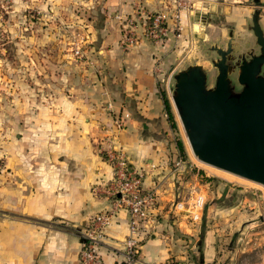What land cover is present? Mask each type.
I'll use <instances>...</instances> for the list:
<instances>
[{
    "label": "crops",
    "instance_id": "1",
    "mask_svg": "<svg viewBox=\"0 0 264 264\" xmlns=\"http://www.w3.org/2000/svg\"><path fill=\"white\" fill-rule=\"evenodd\" d=\"M123 1L108 4L109 13L129 12ZM260 23L264 29V12ZM101 33L91 62L98 66L95 71L89 69L77 80L64 76L58 89L48 79L41 98L46 103L38 99L36 86L31 97L21 95L16 103L14 121L22 140L15 143L7 169L0 173V264H79L84 228L93 216L112 207L105 187L113 169L99 152L113 127L109 106L115 114H130L118 142L130 164L145 173V186L157 190L159 205L134 262H128L125 250L129 215L124 210L116 214L105 231L104 264H210L218 254L210 237L196 240L195 253L188 243L195 241L198 225H188L171 208L175 195L197 183L189 170L173 171L163 100L164 93L168 99L170 95L160 85L163 65L145 40L123 50L122 31L114 19L107 20ZM36 60L41 66L39 56Z\"/></svg>",
    "mask_w": 264,
    "mask_h": 264
},
{
    "label": "rangeland",
    "instance_id": "2",
    "mask_svg": "<svg viewBox=\"0 0 264 264\" xmlns=\"http://www.w3.org/2000/svg\"><path fill=\"white\" fill-rule=\"evenodd\" d=\"M112 1L0 0V173L7 169V156L14 151L15 143L22 140L14 121L21 95L31 97L36 86L40 89V100L45 97L48 79L49 85L58 89L64 76L77 80L85 71H95L98 66H92L91 62L95 59V45L103 39L101 29L107 20L114 19L121 28L119 16H136L138 6L150 14L161 11L172 29L168 38L163 44L144 40L163 65L160 85L169 92L177 123L174 128L169 121L168 151L184 160L181 172L189 170L188 176L198 183L207 200L202 221L195 225L186 221L199 227L195 241L188 244L194 245L197 253L196 240L208 235L218 252L210 264H264V186L200 162L190 148L171 97L174 75L195 64L207 69L209 86L213 87L218 75L213 62L219 59L213 47L226 49L231 37L235 46L233 64L240 61L241 55L250 58V54L260 53L251 27L253 13L264 12V0H124L130 11L110 14L107 6ZM36 56L40 57L41 66ZM46 72L51 73L49 78ZM232 79L236 82L237 71ZM41 102L46 103L42 99ZM43 136L46 140V132ZM180 141L185 154L178 148ZM186 250L192 252L190 248Z\"/></svg>",
    "mask_w": 264,
    "mask_h": 264
},
{
    "label": "water",
    "instance_id": "3",
    "mask_svg": "<svg viewBox=\"0 0 264 264\" xmlns=\"http://www.w3.org/2000/svg\"><path fill=\"white\" fill-rule=\"evenodd\" d=\"M259 2V0H256ZM260 11L252 15L258 55H241L235 46H214L218 75L201 64L176 73L172 102L194 156L203 164L264 186V29ZM237 71L236 82L232 74Z\"/></svg>",
    "mask_w": 264,
    "mask_h": 264
},
{
    "label": "built area",
    "instance_id": "4",
    "mask_svg": "<svg viewBox=\"0 0 264 264\" xmlns=\"http://www.w3.org/2000/svg\"><path fill=\"white\" fill-rule=\"evenodd\" d=\"M135 13L136 16L131 17L119 16L122 22V48L131 50L146 38L163 44L172 31L166 15L161 11L150 14L142 6H138ZM173 30L175 31V28ZM76 55L79 56L80 51H77ZM109 113L113 120L112 131L105 137L99 152L113 169V179L105 187V194L112 207L109 211L93 216L84 228L79 264H104L102 248L105 231L119 211H126L130 218L129 236L125 240L128 262H134L140 254L146 225L156 221L159 205L157 190L145 186V173L130 164L125 149L118 142L119 133L125 129L130 114H115L110 106ZM173 165L174 173H180L185 162L181 157H177ZM205 207L206 198L198 183L192 185L187 192L180 191L171 204L175 216L193 225L202 221Z\"/></svg>",
    "mask_w": 264,
    "mask_h": 264
},
{
    "label": "trees",
    "instance_id": "5",
    "mask_svg": "<svg viewBox=\"0 0 264 264\" xmlns=\"http://www.w3.org/2000/svg\"><path fill=\"white\" fill-rule=\"evenodd\" d=\"M163 100H164L165 109H166V112L168 115V120L172 123V127L175 128L177 126V123L175 120V115L173 113L171 103H170L168 97L165 95V93L163 94ZM178 148L182 153L185 154V146H184L183 142L180 141L178 143Z\"/></svg>",
    "mask_w": 264,
    "mask_h": 264
}]
</instances>
